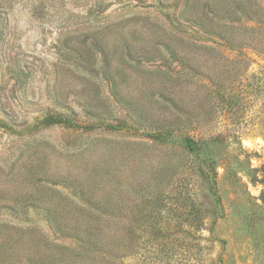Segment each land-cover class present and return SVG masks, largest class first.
Instances as JSON below:
<instances>
[{
    "label": "rangeland",
    "instance_id": "obj_1",
    "mask_svg": "<svg viewBox=\"0 0 264 264\" xmlns=\"http://www.w3.org/2000/svg\"><path fill=\"white\" fill-rule=\"evenodd\" d=\"M89 230L124 264H264V0H0V264Z\"/></svg>",
    "mask_w": 264,
    "mask_h": 264
},
{
    "label": "trees",
    "instance_id": "obj_2",
    "mask_svg": "<svg viewBox=\"0 0 264 264\" xmlns=\"http://www.w3.org/2000/svg\"><path fill=\"white\" fill-rule=\"evenodd\" d=\"M141 2H144L145 0H139ZM72 121V119L63 116L62 114H52L47 119H45L46 123H60V122H69ZM170 126H172L170 124ZM169 126V127H170ZM162 128V126H160ZM164 129V128H163ZM163 140L166 141L165 143H170L167 140H173L169 139L168 135L163 136ZM204 141L199 140H192L189 138L188 143H186V149L195 152L196 158L200 162L205 161V152L204 150ZM173 145V143H170ZM170 150L173 149L172 147ZM175 149V147H174ZM180 151L185 153V149L180 148ZM205 157V158H204ZM199 173L202 177V179L207 182L208 186L211 188L217 184V181L213 175H211V171L208 169H199ZM169 186V184H167ZM172 185V183H170ZM167 188V187H166ZM214 195L216 193L214 192ZM217 204L216 199L214 200V204ZM101 217H97V220H100ZM195 228L199 229L202 228V221L201 219H197ZM93 230V229H92ZM92 230H89L86 234H75L70 231L66 235L73 239V237L77 238V240L80 242L77 245V250L71 252L69 254H65V250L62 251V255L58 260H53L50 256L47 260V262L50 261V264H124V258H125V239L123 236L115 237V239H110V237H107V239H104L102 232L100 234L95 235ZM101 230V229H99ZM107 229H103L104 233H106ZM68 250V249H67ZM64 252V253H63ZM46 262V263H47ZM44 263V262H43ZM42 263V264H43ZM44 263V264H46Z\"/></svg>",
    "mask_w": 264,
    "mask_h": 264
}]
</instances>
